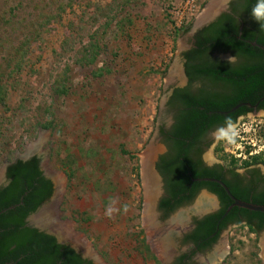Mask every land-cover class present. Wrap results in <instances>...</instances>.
Masks as SVG:
<instances>
[{"label": "rangeland", "instance_id": "1", "mask_svg": "<svg viewBox=\"0 0 264 264\" xmlns=\"http://www.w3.org/2000/svg\"><path fill=\"white\" fill-rule=\"evenodd\" d=\"M211 2L81 0L64 10L65 0H0V85L9 88L7 109L0 107V169L38 149L65 193L60 224L100 264H153L142 244L155 253L142 214V158L161 151L156 129L177 81L169 74ZM91 43L89 65L83 56ZM216 135L218 153L229 159L241 152L252 158L253 141L264 156V113ZM64 164L75 171L72 182ZM81 213L91 220L76 221ZM263 233L231 229V252L220 264H264Z\"/></svg>", "mask_w": 264, "mask_h": 264}, {"label": "trees", "instance_id": "2", "mask_svg": "<svg viewBox=\"0 0 264 264\" xmlns=\"http://www.w3.org/2000/svg\"><path fill=\"white\" fill-rule=\"evenodd\" d=\"M80 1L65 0L64 10ZM255 4L256 0H240L236 7L235 4L233 6L235 11L239 8L247 14L250 27L241 32L239 24L232 16L223 15L199 32L193 48L183 55L186 59V74L190 81L201 80L205 86L195 95L191 93L189 87L176 89L169 102V105L177 109V113L174 126L164 135L170 151L175 156L173 159L164 160L161 169L169 174V184L174 186L172 191L175 196L181 193L177 191L178 188H184L187 182L185 176L187 166H193L190 165V157L196 152L197 144L207 131L227 127L236 122L240 115L250 112L247 107L231 112L230 110L238 104H256L264 98V31L260 30L259 24L251 17L250 11ZM39 26L41 29L44 27L43 24ZM29 39L28 35L21 46L23 56L30 47ZM35 39H32V42ZM96 48L97 45L91 43L86 48L87 53L84 54L83 61H88L89 65L93 64L96 59ZM215 52L230 53L237 56L238 61L230 65L229 62L213 59L211 56ZM17 66V69L22 67L20 62ZM221 83L224 88L222 92L217 90L221 89ZM8 92L9 88L1 84L0 107L6 109ZM259 107L264 109V101ZM5 124L1 119L0 153L1 145L4 144ZM219 147L217 152L220 153L222 149ZM123 152L127 153L124 150ZM179 159H184L188 165ZM224 159L235 168L264 164V158L260 156L241 165L234 158L229 159L224 155ZM70 163L73 164L74 161ZM64 166L68 167L66 172L72 182L75 171L66 164ZM8 178L9 184L0 188V212L6 210L0 214V264H93L83 259L72 247L60 244L53 235L27 227V217L51 198L54 191L52 181L47 179L40 169V160L36 157L28 161L19 160L8 168ZM232 191L241 199H245L246 195L244 196L240 187L236 186ZM254 203L264 204V191L255 197ZM10 207L14 208L9 209ZM78 216L75 217L78 222L91 220V217L84 218V213ZM230 216L234 220H239L243 216L248 222L246 226L253 233L264 231V213L235 208ZM142 244L144 251L154 259L145 239Z\"/></svg>", "mask_w": 264, "mask_h": 264}, {"label": "flooded vegetation", "instance_id": "3", "mask_svg": "<svg viewBox=\"0 0 264 264\" xmlns=\"http://www.w3.org/2000/svg\"><path fill=\"white\" fill-rule=\"evenodd\" d=\"M239 1L229 0L226 7H223L224 3L221 9L218 10V12L220 11L219 14L213 20L194 32L187 51L193 48L197 34L216 22L220 17H223V15L232 16L239 24V30L241 32L245 28L250 27L247 14L239 8L236 11L234 9L239 4ZM234 4L235 7L233 8ZM253 44L256 45V43ZM228 54L229 56H226ZM211 57L213 59H219L221 62H228L230 57L235 56L230 53L215 52ZM185 63L186 59L184 68ZM184 76L185 78H178V82L176 81L172 84L168 90V92L171 91V94L168 96L163 107L166 111V116L159 121L160 124L156 129L157 139L161 144V151L156 159V172L161 178V182L158 185L159 192L153 207L154 223L150 225L153 230L152 233L154 234L153 238H151V242H153L152 248L155 250L154 254L151 251L154 256L153 264H220L224 262L231 252V229L246 226L248 223L243 216L239 220L231 218L230 213L235 208H242L235 206L229 210L234 204V201L229 197L222 184H225L229 188L231 194L236 199L255 204V197L264 191V164L257 163L248 167H232L224 159V155L216 151L220 143L216 133L237 125L239 120L250 114L264 113V109L259 107L264 100L261 99L256 104H238H244L245 106L242 107H247L250 112L245 115H240L236 122L227 127L208 130L197 144L196 152L190 157V165H193L192 167L184 159H179L188 165L185 174L187 182L184 184V188H178L177 191H181V193L175 196L172 191L174 186L169 184V174L161 169L164 160L173 159L175 156L170 151L167 145L166 135H164V133L169 132L174 126L177 113V109L169 105V102L176 89L189 87L191 93L195 95L205 86L201 80L191 82L186 74V70ZM222 85L221 83V89L218 88L217 90H221L222 92L224 90ZM248 105L255 106L256 108H249ZM242 107L233 112L238 111ZM212 146L214 148L211 155H209L208 151ZM257 156L264 158L260 153L255 154L252 158L247 157V159L244 157L242 159V156L238 155L232 158L236 159L238 164L241 165L245 160L252 161ZM34 157L40 160V169L44 175L41 166L43 163L41 155L36 154L32 158ZM9 181L7 171L4 177V184L0 188L7 186ZM236 186L241 188L244 196L246 195L245 199H241L232 191V188H236ZM145 208L146 203L143 204V216L146 213ZM227 211H229L228 214H226Z\"/></svg>", "mask_w": 264, "mask_h": 264}, {"label": "water", "instance_id": "4", "mask_svg": "<svg viewBox=\"0 0 264 264\" xmlns=\"http://www.w3.org/2000/svg\"><path fill=\"white\" fill-rule=\"evenodd\" d=\"M228 1L229 0H227L225 2L223 7L227 6ZM219 12L217 14H215V16H213L212 18L204 21L201 24L196 25V27L193 30V33L196 32L198 29H200L202 26L208 24L211 20H213L219 14ZM177 62L180 63L178 69H180V72H181V75H182L181 77L185 78V76H184V74H185V68H184L185 58H184V56H179ZM173 70L171 72H173ZM170 94H171V91H169L166 94V96L164 98V101H163V105L166 103V101L168 99V96ZM262 100H264V98ZM242 106H245V105L244 104L238 105V106L234 107L231 111L233 112V111L237 110L238 108H240ZM248 107L249 108H254L255 106L248 105ZM159 153L160 152L158 151L156 153V155L154 156V158H153V170H154V173L156 174L158 183L161 182V178L158 176V174L156 172V159H157ZM36 154H40L38 149L35 150V151L27 152L24 156H18L12 162L6 161L5 164L2 166V168L0 169V175L2 177V183L0 184V186L4 184V177H5V175H6L7 171H8V168L10 166H12L13 164L17 163L19 160L27 161L30 158H32L33 156H35ZM41 166H42V170L44 171V175L47 178L52 180L55 190H54V194L52 195L51 198L46 200L37 209V211H35L34 213L30 214L27 217V219H26L27 227L35 228V229H37V230H39L41 232L53 235L54 237L57 238V240H58V242L60 244L68 245V246L72 247L73 249H75L77 251V253H79L82 256L83 259H87L89 261H93L94 264H100L98 262L97 258H95V256L93 255V253H91L90 251L86 250L84 246H80L77 242H75L72 234L65 233V231H64L65 228L60 224L61 216H62L61 206H62L63 201H64V194L65 193H63L62 186H61L60 182L59 181L57 182L54 179V177L52 175H50L44 169V162L42 163ZM222 185H223L224 189L226 190L227 194L229 195V197L234 201V204L229 208V210L236 206V207H240L242 209H246V210H249V211L264 213V205H256V204L240 201V200L236 199L231 194L229 188L225 184H222ZM154 204H155V202H154ZM13 208L14 207H10L9 209H13ZM4 212H6V210L0 212V214H2ZM228 212L229 211H227L226 214H228ZM263 236H264V233H263Z\"/></svg>", "mask_w": 264, "mask_h": 264}, {"label": "bare ground", "instance_id": "5", "mask_svg": "<svg viewBox=\"0 0 264 264\" xmlns=\"http://www.w3.org/2000/svg\"><path fill=\"white\" fill-rule=\"evenodd\" d=\"M225 1L226 0H212L211 4L208 6V9L200 17L197 25L215 16V14L218 13V10L221 9ZM178 68H179L178 65L175 66L173 72L170 73L172 80L178 79L182 76L180 69ZM155 155H156V152L154 150H148L143 155V158H142V168H143L142 174H143V180H144L146 197H147L146 198V216H147V222L149 225H153L154 223L153 206H154L155 199L159 192L158 190L159 183H158L156 174L154 173V170H153V158ZM53 177L57 182L59 181L57 176L53 175Z\"/></svg>", "mask_w": 264, "mask_h": 264}, {"label": "clouds", "instance_id": "6", "mask_svg": "<svg viewBox=\"0 0 264 264\" xmlns=\"http://www.w3.org/2000/svg\"><path fill=\"white\" fill-rule=\"evenodd\" d=\"M251 17L260 26V30L264 31V0H256V4L250 11ZM229 64L234 65L237 63V56L229 58Z\"/></svg>", "mask_w": 264, "mask_h": 264}, {"label": "built area", "instance_id": "7", "mask_svg": "<svg viewBox=\"0 0 264 264\" xmlns=\"http://www.w3.org/2000/svg\"><path fill=\"white\" fill-rule=\"evenodd\" d=\"M248 146H252V147H249V153H248V156H254L255 154H259V152L256 150V147H257V144L253 142L251 143H247ZM237 155V154H235ZM242 155H246V152L245 153H240L238 156H242ZM244 158L247 159V156H244Z\"/></svg>", "mask_w": 264, "mask_h": 264}]
</instances>
